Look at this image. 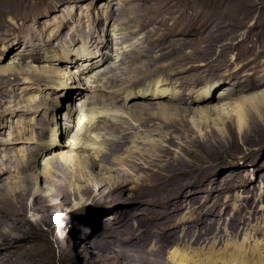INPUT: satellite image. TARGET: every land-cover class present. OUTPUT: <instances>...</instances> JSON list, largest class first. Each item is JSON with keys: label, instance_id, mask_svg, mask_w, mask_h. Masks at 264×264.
Wrapping results in <instances>:
<instances>
[{"label": "rangeland", "instance_id": "1", "mask_svg": "<svg viewBox=\"0 0 264 264\" xmlns=\"http://www.w3.org/2000/svg\"><path fill=\"white\" fill-rule=\"evenodd\" d=\"M2 1L6 2V3L2 4ZM2 1L0 0V18H1L0 21L3 22V24L1 23L2 25L0 24V35H1L0 36V75H3V76H0V79H1V81L3 79H4L3 81L6 80L7 84L0 87V92L4 94L7 91V95L9 97H11V96L12 97H11V99H9V97L6 95V97L2 98V100L0 101V103H1L0 104V110H2V111H0V145H1L0 146V218L3 217L1 219L2 221H4L2 230L5 231V233L0 236V264H114V263H116L114 261H118L120 263H123L121 261L122 260L121 257H117V256H121L118 254L119 252H117V251H119L120 247L123 250L125 249L124 252L126 254H132V252L133 253H134V251L136 252V250L134 249L133 246H135V243L138 244L134 240L133 241L135 243L130 241L129 236H127V235L131 234V235H133V237H135L137 235L138 230L146 227V224L142 220L143 213L137 214V212L134 209L135 204L133 202L138 203L140 194L142 192V190H141L142 186L144 184V181L147 179H143V177L141 176V175H143L141 170L134 171L132 169L131 165L133 162L134 163L138 162L137 161L138 160L137 155L142 153V152H144V153L147 152L150 149L151 144H154L157 142L158 143L163 142V144H166L165 143L166 139L169 136H174V138H176V137L179 138V135L175 132L169 131L164 136L163 130L159 131V134L158 133H156V134L152 133L154 135L149 134L147 132H143V133L139 134L138 136H135L132 138L131 142L129 144H127L126 147L124 148L125 152L122 151L120 153H117L116 155L111 154L108 151V149H107L108 152L106 151L107 147L103 144V140L105 139V137L107 138L108 136L103 134L105 131H104V129H102V125H100L102 123L101 122L102 121L101 116H103V115L104 116L106 115L108 117L112 116L113 119L118 120V117H120L119 115H121V117L119 119H122V117L124 116L125 121L127 120V122H130L134 125L135 120H133L134 119L133 114L138 113L139 109L131 108V103L133 101H131L130 103H129V101H126L125 103L121 102L122 104L120 103V105H118V107H115L117 109L116 110L115 108L108 106V104L100 103L99 100H94V99H96L97 95H104L103 90H101L102 85H103V84L101 85V83H103L102 82L103 78H104L103 75L106 72H109L107 70L103 71L104 68L107 67V69L108 70L110 69V71H111L114 67L121 66V64H123L125 61H130V60L135 61L136 60V55H134L135 51L133 49H131L133 45L136 46L138 43H140L138 48L140 46H145L146 49H143V47H140V51H142L144 53V54L143 53L142 54H143V56L145 55L144 56L145 58L144 57L140 58L141 60H139L140 61L139 63H140V65H143L144 63H146L145 59H150V68H151V66L152 67L154 66L153 68H155V66H157V65H163V64H165L164 61H166V63H168L169 61L171 62L172 61L171 59H173L174 57L172 56L168 60H162L159 57L158 58V59H160L159 61L157 58H153V59H151L150 57L147 58V55L149 54V51L151 50V49H149L151 47L148 46V42L150 40H152V36L147 33L148 30L141 29V30H138V32L136 33L137 34L136 36L133 35L134 37L133 36L131 38L128 37L127 39L123 38L124 36H128V30L129 29L130 30L139 29V23L131 22V24H130V22H127L128 17L136 16V14L130 13V11L127 12L128 11L127 7L129 4H131L132 1H133L132 2V4H133V3H136L137 0H127V1L124 0L125 2L123 0L122 1L121 0H112V3H109V0H95L94 3H82V1H79V0H70L71 2L69 1V3L61 4L56 10H54L51 13H50V11H45V9H44L46 6L45 3L44 4H41V3L37 4L36 3V4H32V5H29V3H27V4L20 3V5H17L18 3H14V6L11 8V3H13L15 0H2ZM114 1H116V3ZM120 1L122 4L120 3ZM225 1L226 0H218L215 3H212V10L211 11L206 10L207 8L205 9L203 7V6H205L203 4V0H200V1H198V0L192 1L191 0L190 3H184V1H183V3H184L183 5H181L182 2L177 3V4H179V6L178 5L175 6V8H176L174 10L175 12L173 11L172 14L177 16L178 14H176V13H183L184 15L191 13L190 16L192 18L195 17V20H196V21L194 20L195 22L190 21L191 25L195 27V30H194V28L192 30H190L192 32V34H190L191 32L189 31L188 35H186L184 38L185 40H181L182 43H185L183 46L185 53L187 52V53L194 54L197 51L203 50V48L205 49L206 45L208 43L207 41L210 39V36L216 32L220 33V34L223 32H227L228 35H232L233 38L240 37V36L244 35V32L246 31L245 25L250 24V22L252 20L247 21L246 24H243V23L239 24L237 22L238 20L235 21L234 19L228 18L227 15H228L230 10L225 11L224 6L227 4H230V3H225ZM236 1H237V3H239L240 7L242 6L241 9L245 8V6L243 4L242 5L240 4V3H242L241 1L240 2H239V0H236ZM141 3H143V2H141ZM144 4H147V3H144ZM155 4L160 5L161 3H155ZM186 4H188V5L184 6ZM240 7H238L236 9V11L231 10L230 13H232V14L229 13L228 16H241L243 13H242ZM109 8L113 9V13L115 15L113 13L111 14V16L108 15L107 10H109ZM182 8H184V9H182ZM190 8H192V9H190ZM213 8H214V10H213ZM6 9H7V11H6ZM1 10H3L4 12ZM198 11L199 12L202 11V12L199 14ZM35 12L41 14V17L33 16V14L34 15L36 14ZM203 12H206L205 14H208L209 17H206L203 14ZM208 12H210V13H208ZM1 15H2V17H1ZM64 15L67 18L71 15L73 16V17L71 16L72 19L69 21L70 23H68L66 25L67 28L65 27V29L61 28L63 21L65 22V20H66V17ZM126 15H128V16H126ZM224 15H226V16H224ZM263 15H264V13L260 16V19L263 17ZM202 17L204 20L202 19ZM109 18H111V19H109ZM223 18H224V20H223ZM26 19H28L29 21H26ZM119 19H121V20H119ZM123 19H125L124 21H126V22H123L122 21ZM88 20L89 21L91 20V22H90L91 25L89 24ZM6 21L8 24L6 23ZM211 21H212V23H211ZM71 22H72V24H71ZM75 22H76V24H75ZM171 22H173V19H167L166 20V23L168 25H171L172 24ZM33 23H34L35 27L33 26ZM213 23H215V24H213ZM5 24L7 25V27H5ZM129 24H130V26H129ZM229 24H231V26H234L236 28L231 27V30H230L229 29L230 27H225L222 29L223 26L229 25ZM131 25H133L134 27L133 26L131 27ZM82 26L85 28L80 30V28H83ZM11 27H13V28H11ZM14 27H15L16 31L14 30ZM18 27H20V28H18ZM23 27L29 28V29L32 28L31 29L32 31L30 33L28 31H24ZM92 27H95V30H94V28H93V30L96 31V35L98 34L97 35L99 37L98 40L101 43H105V44L108 43L107 44L108 48L100 50L102 53H99L98 55L96 54L95 55L96 58L92 60V63L91 62H85V63H88L89 65H87V66L82 65L83 60H81V62L77 61V64L74 67H71L70 64H67L66 62H63V61L62 62L61 61L60 62H55V61L46 62L44 60L46 57H57L56 54L59 53V51H56L58 53H56L54 51V50H57V49H55L56 48L55 45H56L57 41L50 39V35L52 32H53L54 37L57 34L62 35L63 32H64L63 35H65V34L67 35V33L71 34L72 31L74 32V33L72 32L71 35L72 36L74 35V37H75L74 40L77 39L78 41L77 42L74 41L75 42L74 45H66L65 46V50L71 52L70 53L71 55L68 57V59L73 60L75 58L73 56L75 54L74 51L77 53L78 56H80L84 52L83 50L87 49V48H85L86 46L84 44V42H85L84 39L81 40L80 38L83 36V35L81 36L82 33L87 34L88 31L92 30V29H90ZM123 27L126 28V31L124 30ZM127 27H128V29H127ZM120 28H122V30ZM133 28H135V29H133ZM198 28L200 31V33H199L200 35L199 34H193L196 31V29H198ZM226 28H228V29H226ZM8 29H10V30H8ZM19 29H20V32H19ZM98 30H99V33H98ZM262 30L264 32V27H262ZM66 31H67V33H66ZM77 31H79V33ZM81 31H83V32H81ZM202 31H203V33H202ZM213 31H214V33H213ZM15 32H17V33H15ZM54 32H56V33H54ZM49 33H50V35H49ZM124 33H125V35H124ZM204 33H205V36H204ZM13 34H14V38H13ZM18 34H20V35L18 36ZM24 34H26L27 37H25L26 35H24ZM31 34H33V35L36 34V36L38 37L36 40H39V38H41L40 39V41H41L40 45L38 47H36L38 49H41L39 51L40 53L38 54L39 60L38 61L36 60L35 62H33L31 60V55L34 54L33 52H31L32 51L31 45L34 44V42L27 43L28 39H29V41L31 40L30 39ZM145 35H146V37H145ZM193 35L195 38L192 37ZM48 36H49V38H48ZM262 36H260L257 33L249 34V38L246 40L245 44H243L242 46L239 44L237 45V47H238V49H236L237 51L236 50L234 51V49L233 50L228 49V51L226 50L225 52H219V49H215L214 52L210 53V54H212V56L211 55L208 56L209 57L208 60L198 61V65L202 64V65H205V67L203 68V70H201V72L196 73L197 77L191 78V76L195 75V74H191V76L189 77V82H188V79H186V77H187L186 74H182V75L179 74L178 77L177 76L175 77L177 80L173 78V81L174 80L176 81V85L174 84L173 81H172V83L169 82L165 76L160 75V74L157 75V77H159L161 80H163V81L167 80V83L170 85L169 88H172L175 91H179L180 89L184 88L186 85H191V84H192L191 87H193V86L195 87L194 90H198V89L202 90L204 86H206L210 83H216L217 85H219V88H217L216 91H214V94L212 95V97H214V98L211 100L210 105L205 106L202 103L194 104L193 103L194 99H195V95H194L192 97V99L188 102L189 107H191V109H194L196 112H197V110H203L204 111V110L208 109V107L218 106V105L221 106L223 104H224L225 108H227L226 110H224V113L222 114L221 118H218L217 115L208 116V119H206V121L208 123L206 122L207 124H204L203 127L200 126L201 124H203V121L199 120L197 118V116L196 117L193 115L188 116L186 121L188 123V126H191V129H192L191 133L189 134L188 132H183V134H181L182 139H176V143H174L172 145H167L169 147V150L167 151V157L166 158L162 157L160 159V161L158 163H156V164H158V166H161V165H166L167 163H169L171 161V159L179 160L180 157L189 158L188 156L186 157L184 155V152H183L184 142H189V141H196V142L200 141V143H202V142L207 143V141H208V142H210L209 147L212 148L211 149L212 154H215V156H213L210 159L207 152H206V148L202 149V151L200 153H201L203 158L200 160L199 159L195 160V162L193 160L194 169L196 170V172L192 171V174H193V178H194V175H196V178H198V180H196V181L194 180V182H192L190 185L189 184L186 185V183H182V186L183 185H186V186H184L181 189H179L177 184L174 183V185L177 188L176 189L177 190V196H179L180 199L183 197L185 191L191 190V193L193 192V194H194L192 196L194 198L193 200H191L192 197H188V198L186 197L185 199L190 200V202L193 201L192 206L194 208H196L198 205H207L209 207L210 206L213 207L214 206L213 204H215V206L213 207V211L211 212L212 214L210 213V211L206 212V213L194 214L192 209H191L193 207H190L191 204H189L188 207H186V208L184 206L182 208L179 207L182 209V210L180 209L181 211L179 212L180 216H184V214H185L186 220L183 222L180 221V222L176 223V227L170 228V230L174 229L172 231L174 234H172V235L166 234L165 235L166 232L163 234L164 236L168 235L167 239L172 240V242L170 240L168 245L166 246V248L163 249L164 251L166 250L165 253H164V251L161 252V255H163L162 257H165L166 259L168 257V255H166V254H168L170 252L172 253L174 251V250H171V248L172 249L174 248L173 244L177 241L176 238L178 239V235L180 233H181L182 237L179 239L180 241L178 240L177 243H175L174 245H177L178 242L179 243L186 242V244H191L190 242L193 241L191 244L193 247L194 246L196 247L198 245L202 246L199 243V240H201L202 237L207 238L208 236L210 237V236H214V235L217 237H219L221 235V237H222L223 234L226 233L227 228L225 227V223L223 221L228 219V217L232 214L229 210L232 208V206L230 207L229 205L233 204L235 201H237L239 199H246L247 201H253V200L257 199L259 196H264V137H262L256 131L257 133H255V134L258 136V138H256V135H255V139L260 140L259 142H257L258 143L257 145L246 146V145H242L240 143V141L237 140L236 150L232 147V145L228 148L226 145V147L223 149V151L216 150V148L214 146L215 139H216V141H218L219 140L218 137H220V134L223 131L224 132H223V134H221L222 135L221 137L226 135L227 140L229 138V136H228L229 130L233 133L236 131V130H234V127L232 124V122L234 120L236 121L235 111H234L233 107H235V105L238 104L239 102L245 101L248 98L256 97L257 95H260V93L264 94V86H261V87H258V85L253 86V84L256 83V80L260 79L259 80L260 82H261V80L264 81V35H262ZM10 37H12V38H10ZM15 37H17V38H15ZM140 38H143V39H140ZM19 39H21L20 42L23 41L22 43H27L26 46L24 44H21L19 46V48L12 49L15 47V45H14L15 41L17 42ZM128 39L130 40V42ZM195 39L197 40L196 42H195ZM7 40H8V42H7ZM24 40L27 42H25ZM132 40H133V42H132ZM11 41H12V43H11ZM135 41H137V42H135ZM152 41H155V40H152ZM188 41H190V44ZM200 41H203V42H200ZM122 42H123V44H122ZM198 42H200V43H198ZM8 43H10L9 44L10 46H8ZM29 44H31V45H29ZM47 44L49 45L50 48L48 47ZM53 44H55V45H53ZM199 44L201 47L199 46ZM53 46L55 48H52ZM99 46H101V45H99ZM20 47H22V48H20ZM183 47H182V49H183ZM47 48H49L50 50H48ZM80 48H82L83 50L81 49V51H80ZM200 48H202V49L200 50ZM98 49H99V47L96 50H98ZM96 50L95 49H90V50L87 49L85 52H88V51L89 52H91V51L95 52ZM103 50H104V52H103ZM77 51H80V53L78 54ZM144 51L145 52L147 51V52L145 53ZM229 51H231V52H229ZM130 52H132V53H130ZM259 53H261L262 55H258ZM61 54H62V52H61ZM130 54L132 55V57ZM224 54H227V55H224ZM106 56H108L109 58L107 57L108 59H106ZM224 56H226V57H224ZM102 58L103 59L105 58V60H107V61L102 60ZM212 58H214V60ZM217 58H222V59L218 60ZM109 59H110V61H109ZM103 61H104V63H103ZM206 61H207V63H206ZM209 61H211L214 65L212 63H209ZM153 62L155 63V65ZM95 63H97L98 66H96ZM141 63H143V64H141ZM158 63H161V64H158ZM176 63H177V60H174L173 61V64L175 65L174 67L177 68ZM91 64H92V66L90 68ZM19 66H20V68H18ZM109 66H110V68H109ZM10 68H12V69H10ZM85 68H90L91 71L89 69V71H86V73H84L81 76L82 73H80V72H82V70H84ZM8 69H9V72L7 73ZM13 70L15 71V73ZM52 70L55 73H52ZM11 71H13V72H11ZM62 71H63V73H62ZM102 71H103V73H102ZM17 72L21 73V74H18ZM25 72H26V74H24ZM28 72H29V75L31 74V72L32 73L40 72L43 74L44 78L43 79L40 78V80H38L36 78H32V77L29 78ZM58 72H59V74H58ZM68 73H69V75H68ZM203 73H204V75H203ZM100 74H102V75H100ZM7 75L10 77H8ZM17 75H19V76H17ZM24 75H26L27 77ZM4 76L6 78H4ZM198 76H199V78H198ZM2 77H3V79H2ZM25 77H26V79H25ZM60 77H61V79H59ZM98 77H99V79H97ZM46 78H48V79L50 78L49 79L50 81L48 80L49 81L48 82ZM69 78H74V81H73V79H72V81H71V79L68 80ZM194 78L195 79L198 78V79H196L197 81H195ZM256 78H258V79H256ZM55 79L57 80V82ZM41 80H42V82H41ZM182 80H183V83H182ZM184 80L186 82H184ZM36 81H38V82H36ZM180 81H181V83L178 84V82H180ZM248 81H250L249 82V85H251L250 89H252L254 87H256V88H254L252 90L245 88L243 91H240V89H242L240 87H243L245 85V83H247ZM194 82H195V85H194ZM55 84H56V86H55ZM64 84L66 86L65 88H67L68 86H69V88H71L73 86L74 87L78 86V87H82V89H79V91H77L76 89H72V91L70 90L71 91L70 98H69V95H68V97H65L63 95L64 93L61 94V92L59 91L63 87L62 85H64ZM9 85H10V87H9ZM99 85L101 86V88ZM5 86L7 88L8 87L9 88L7 89ZM58 86H60V87H58ZM12 87L14 88V90L12 89ZM15 89H17V90H15ZM10 90H11V92H10ZM8 91L10 94L8 93ZM75 91H77V92L82 91L85 94V95L83 94L84 96H82V98L79 100L80 102L74 98L75 97L74 95L76 93ZM219 91L221 92V95L223 97L219 94ZM11 93H12V95H11ZM49 95H50V97H49ZM93 96H96V97L91 99L90 97H93ZM218 96L221 99H219ZM6 99H7V101H6ZM8 99H9V101H8ZM86 100H88V102ZM89 100L92 102L94 100V103L89 102ZM71 102H73V103L71 104ZM38 103H40V104H38ZM57 104H60V106L56 107ZM100 104H102V105H100ZM71 105H73V106H71ZM103 105L104 106L106 105V106L104 107ZM178 105L174 104L173 106L175 107ZM122 107H125V108H122ZM52 108H56V109L51 110ZM91 108L95 109L97 112H100V114L95 118L98 120L100 119L99 120L100 126L98 125V120H94L91 123V124L94 123L95 126L97 125L99 128L96 131H93V133L90 129L91 124L86 123L82 119L86 113L88 114V112H86V111H88ZM8 110L11 112H9ZM2 112L6 113V114H2ZM125 113L128 114V117L126 116ZM129 113L131 114L132 118L130 117ZM109 114H111V115L109 116ZM113 114H119V115H115L116 118H114L115 116ZM70 115H72V116L70 117ZM112 117H110V118H112ZM232 117H233V119L234 118L235 119L233 120ZM259 119H261V117H259ZM229 121H231V122H229ZM229 124H230V126H229ZM253 124L254 123H252L251 125H253ZM87 126H89V127H87ZM254 126H256V125L254 124ZM65 128H66V131H65ZM214 128H216V129H214ZM44 129L48 130V135L50 133H52V131L54 129L55 133H57V134L55 137H53L54 138L53 139V145L55 146L56 143L59 145L62 143V145H63V147L61 148V151L57 150L55 152H64L65 154H72V153H70L68 147H70V148L76 147L78 144H79L78 146H80L83 142L84 143L88 142L84 138L85 136L80 137L79 136L80 134L81 135L84 134L86 136L91 134V135H95L96 137H98L97 140L99 142V145L98 146L96 145V147H97V149L95 150L96 152L91 151V150H87V149H90L89 147H87L86 150L81 151L78 149L77 153L76 152L75 153H76V155H79L80 159L92 160V166L93 167L90 165L93 168V169L92 168L90 169V172L92 173V177L86 178V183L92 184L91 187L93 188V191H94L93 194L95 193L96 195L101 197L99 203L97 202V200L92 199V197H90L88 199L84 198V197H80L78 199H75L73 197H69L68 200L66 199V201H65V198L63 197V195L57 192L58 189L56 187V184L58 182L56 184L54 182H55V180L59 181V179L51 174L52 170L50 172H47L48 171L47 169L48 168L50 169V166L47 164V160H49L53 156L54 157L59 156V154L54 152L55 154L52 153L53 155L48 154L45 156L43 153V155H42L43 157L41 159L39 157L38 161H36L35 164L32 163L31 161H29L32 154H33L32 149L34 148V145H35L34 142L36 141L37 138L40 137L39 135L41 133L43 134ZM83 129L87 130V131H83ZM77 133H78V135H77ZM217 133H219V134L217 135ZM101 134H103V135H101ZM78 136H79V138H78ZM100 136H102L101 139H100ZM198 136H199V138H197ZM74 137L76 139L80 140L78 144L74 143L75 142ZM205 137H207V138H205ZM201 138H202V140H201ZM217 138H218V140H217ZM81 139H83V140L81 141ZM224 141H226V140H224ZM80 142H82V143H80ZM100 142L103 145H101ZM74 144H76V146H71ZM253 144H256V143H253ZM83 145L84 144H82V146ZM193 150L196 151V149H193ZM104 151L107 154H105V153L102 154V152H104ZM215 151H216V153H215ZM217 151L220 153H218ZM28 155H29V157H28ZM103 155H104V157H103ZM100 156H102V157H100ZM109 156H111L112 158ZM169 157H171V158H169ZM114 158L116 159V161H114L115 160ZM136 158H137V160H136ZM26 159H28V160H26ZM119 159H120V162L118 161ZM169 159H170V161H169ZM103 160L106 161V163ZM100 161H103V162H100ZM96 162L100 163V164H97ZM130 163H131V165H130ZM46 164H47V166H46ZM116 164L119 167H116ZM104 165H105V167H104ZM41 166H42V168H41ZM158 166L156 165L154 167V169L156 170V167H158ZM209 166L211 167V170H210ZM128 167H130V168H128ZM201 167H202V169L206 167L207 168L206 170L207 171L209 170V172H210V173L209 172H206V173L211 175V176L206 175V177H204L203 175H205V174L197 175L199 173V171H200L199 169H201ZM117 168L118 169L120 168L121 170L119 169L120 171H118ZM145 168H147V166H145ZM71 169L75 170V167H70L69 168L70 172L73 171ZM82 169L83 170L85 169L84 171H86V165H85V167H82ZM103 169L104 170L106 169V170L104 171ZM162 169H163V167H162ZM112 170L115 172H112ZM144 170H147V169H144ZM107 171H111L115 175L116 181L118 180L117 183L122 184L121 185L122 189L120 191L121 193H117L114 190V188H115L114 186L116 184V182L114 180L110 179V180H105V182L101 181L102 179H108V177H110V174ZM100 174H101V176H100ZM46 175H49V176H46ZM240 175H244V176H240ZM215 176L219 179L218 182H217V180L214 181L215 179L213 180L212 177H215ZM207 177H209V178H207ZM230 177H231V179H230ZM232 177L237 178V180H232ZM242 178H244L243 180L246 182H244L242 180ZM210 179H211V182L213 181L214 183L213 182L211 183ZM48 180L50 181V183ZM67 180L69 181L68 188L73 189V187H74L73 183H74L75 179L71 178V175H68ZM247 180H248V182H247ZM229 181H230V183H229ZM171 182H173V181L171 180ZM240 183H242V184H240ZM52 184L54 185V189H56V190H53ZM208 184H210L211 186ZM216 184H217V186H216ZM233 184L235 185V187ZM27 185H28V187H27ZM70 185H72V186L70 187ZM218 186H219V188H218ZM230 186L234 187V189L222 190V188H228ZM248 188H250V189H248ZM71 189L69 191H71ZM137 189H138V191L139 190L140 191L139 192L136 191ZM242 189H244L245 191H242ZM52 190L54 191L55 195L50 194V193H53ZM108 191H109V193H108ZM222 191H223V193H222ZM112 193H114V194H112ZM132 194H133V196H132ZM230 194H232V195H230ZM236 194L240 195V196L243 195V196H241L242 198L241 197H235ZM56 195H57V197H56ZM111 195H113L114 198ZM43 196H44V198H43ZM49 196H51V197H49ZM117 196H118V198H117ZM135 196L137 198H135ZM130 197H131V199H130ZM132 197H133V199H132ZM232 197H233V199H232ZM247 197H248V199H247ZM226 198H229V200ZM116 199H118V201ZM123 201H125L126 203ZM42 202L44 205L42 204ZM96 202H97V204H96ZM162 204H163V201L158 206H160ZM218 205L219 206L222 205V206L219 207ZM226 205H227V207H226ZM262 207H264V206H262ZM74 209H75V211H74ZM60 211H63V212L66 211L67 214L69 213V215H68L69 223H67L66 227H64V228H61V229L56 228L57 232H54L55 231L54 226L58 223L56 218H57V215L60 213ZM124 211H127L128 213L124 214ZM132 211L135 213H133ZM4 212H7V213L4 214ZM229 213H231V214H229ZM215 214H217V215H215ZM222 215H223V217H222ZM7 216L9 218H7ZM90 217H94V218H90ZM196 217L198 219H196ZM262 217L264 218V215H262ZM107 218H108V220H107ZM199 218L200 219L201 218H208L209 221L207 222V224L204 223L203 226L202 225L200 226L199 225L200 224ZM216 219H218V220H216ZM219 219L221 221L222 220L223 221L221 222ZM194 221H195V223H194ZM258 223L259 222H257L256 224H258ZM261 223L264 224V219L259 223L260 228H264V225ZM252 224L254 225L255 223H252ZM188 225H190V226H188ZM215 227H216V229H215ZM221 227L222 228L224 227V228L222 229ZM183 229H185V230H183ZM187 230H188V232H187ZM198 230H201V231H198ZM100 232H102V234ZM178 232H180V233L178 234ZM95 234H97V235L95 236ZM98 234H100V235H98ZM112 235H114L116 237H112ZM197 235H199V236H197ZM187 236H189V237H187ZM96 237H97V239H94ZM125 237L128 239H126ZM123 238L125 240H123ZM256 238H257V240L264 242L262 240L264 238H261V237H256ZM111 239H113V240H111ZM105 240H106V242H105ZM108 240L109 241L111 240V242H108ZM126 240H127V242H125ZM122 241H124V242H122ZM85 242H87V243L85 244ZM116 242H119V243H116ZM187 242H189V243H187ZM91 243H93V244H91ZM96 243H99V245H98L99 247L95 246ZM157 243H156V245H157ZM169 244L171 246H169ZM85 245L87 247V250L85 249ZM91 245L92 246L94 245V248H92ZM129 245H131L132 248ZM179 245H181V244H179ZM222 245H223V243L221 242L220 246L218 245L217 248L224 246V245L223 246ZM97 249H99V250L101 249V251H99ZM142 249H144V248H142ZM109 250H110V252H109ZM128 250H129V252H126ZM179 250L185 251V249H183V248H180ZM107 251L109 254L107 253ZM186 252H188L189 256L193 255L192 253H189V251H186ZM114 256L116 257V259Z\"/></svg>", "mask_w": 264, "mask_h": 264}, {"label": "bare ground", "instance_id": "2", "mask_svg": "<svg viewBox=\"0 0 264 264\" xmlns=\"http://www.w3.org/2000/svg\"><path fill=\"white\" fill-rule=\"evenodd\" d=\"M2 1V0H1ZM70 0H15L13 3H11V8L14 6V3H18L17 5H20V3L22 4H27L29 3V5L32 4H46L45 6V11H50L53 12L54 10H56L61 4L63 3H69ZM82 1V3H94L95 0H79ZM122 1V0H121ZM120 1V3H121ZM124 1V0H123ZM127 1V0H125ZM124 1V2H125ZM190 3L191 0H137L136 3L131 2V4L128 5L127 7V12L130 11V13L136 14V16L133 17H128L127 18V22H134V23H139V29H135V30H128V36H124V39H127L128 37H132L133 35H137L136 33L138 32V30L144 29V30H148L147 33L150 34L152 36V41L150 40L148 42V46L151 47L149 49H151L149 51V54L147 55V58L150 57L151 59L153 58H161L162 60H168L170 57H174L173 59H171L172 61L163 64V65H157L155 66V68H153L151 66L150 68V59H145L146 63H141L143 65H140V58L144 57L143 56V52L140 51V47H143V49H146L145 46H140L138 48V46L140 45V43H138L136 46L133 45L131 49H133L135 52L134 55H136V60H130V61H125L123 64H121V66L118 67H114L111 71L110 69L108 70L107 67L104 68L103 71L107 70L109 72H106L103 76V83H101L102 85V89L104 95H97L90 97L91 99L96 97V99L94 100H99L100 103H106L108 104V106H111L112 108L118 107V105H120L121 102L125 103L126 101H129V103L131 101H133L131 103V108H135V109H139L138 113L133 114V120H135V124L133 125L130 122H127V120H124V116L122 117V119H119L121 117V115L119 114H113L115 115H119L120 117H118V120L113 119L112 116H110L111 114H109L110 117L108 116H101L102 119V123L100 124V119H95L100 112H97L95 109H89L88 114L86 113L83 116V120L88 123L91 124L94 120H98V125H102V129H104V133L106 136H108L107 138L105 137V139L103 140V144L107 147L106 151L108 149V151L111 154H117L120 152H125L124 148L126 147L127 144H129L132 140L133 137L138 136L139 134L143 133V132H147L149 134L152 133H158L159 131L163 130L164 132V136L169 132H175L179 135V138H174V136H169L166 139V144L162 143H154L150 145V149L147 152H142L140 154L137 155L136 160L138 161L137 163H130L132 169L134 171L137 170H141L143 175H141L143 177V179H147L144 181V184L142 186V192L140 194L138 203H135L134 209L137 212V214L139 213H143V217L142 220L143 222L146 224L145 228H142L140 230L137 231V235L135 237H133V235L128 234L127 236H129L130 241L134 242L136 241L138 244H136L135 242V246L134 249L136 250V252L134 251V253L132 252V254H126L124 252V250L120 247L118 254L121 256H117V257H121V261L123 263H120L118 261H114L116 263L114 264H264V242H261L259 240H257L256 237H261L264 238V228H260L259 223L264 219L262 217V215H264V196H259L257 199L253 200V201H247L246 199H239L237 201H235L233 204L229 205L230 207L232 206L229 213L231 214L228 219L226 220H222L225 223V227L227 228L226 233H222L223 236L221 237V235L219 237L217 236H208L207 238H203L201 240H199V243L202 246H192V242H190L191 244H186V242L184 243H179L177 245H174L175 243H177V241L182 237L181 233L178 232V239L176 238V242L173 244V249L171 248V250H174L172 253H168L166 255H168L167 259L165 257H162L163 255H161V252L164 251L163 249L166 248V246L168 245L169 241L171 239H167V236H164L163 234H174L172 231L174 229L170 228H174L176 227V223L178 222H183L186 220V215L184 214V216H180L179 212L182 210L181 208L184 206L185 208L188 207L189 204H191L190 207H193V201L190 202V200H186L185 198L187 197H192L194 194L193 192L191 193V190L189 191H185L183 197L180 199L179 196H177V188L174 185L177 184V186L179 187V189L183 188L186 185H190L192 182H194V180H198V178H196V175H194L193 178V174L192 171L196 170L194 169V162L195 160H200L202 159V155H201V151L202 149L206 148V152L209 156V158L211 159L213 156H215V154H212V148L209 147L210 142L207 141V143H200L196 142V141H189V142H184V147H183V152L184 155L189 158H184V157H180L179 160L176 159H169V163H167L166 165H161L158 166V163L160 161V159L162 157L166 158L167 157V151L169 150V147L167 145H172L174 143H176V139H182L181 134H183V132H188L189 134L191 133V126H188V123L186 121L187 117L190 115L193 116H197V118L201 121H203V124H201L200 126H204V124H207L208 122L206 121V119H208V116L210 115H217L218 118L222 117V114L224 113V110H226L227 108H225L224 104L221 106H211L208 107V109L206 110H197V112L194 109H191V107H189L188 102L192 99V97L195 95V99H194V104L197 103H202L205 106H208L211 104V100L214 98L212 97V95L214 94V91H216L217 88H219V85H217L216 83H210L206 86L203 87L202 90H194V86L191 85H186L184 88L180 89L179 91H175L172 88H169V84L167 83V80L169 82L172 83L173 78L176 79L175 77L179 74H186V79H188L189 82V77L191 76V74H195L201 72V70H203V68L205 67V65L199 64L198 65V61H203V60H208V56L212 54V52H214L215 49H219V52H225L226 50L228 51V49L233 50L234 51L236 49H238L237 45H243L246 43V40L249 38V34H254L257 33L260 36L264 35V32L262 30V27H264V15L263 17L260 19V16L264 13V0H239V2L241 1L242 3H240L241 5L243 4L245 6V8L241 9L239 3H237L236 0H226L225 3H230L224 6V10L225 11H229V13L231 12V10H235L240 7L241 11H242V15L241 16H228V18L230 19H234L235 21L238 20L237 22L246 24L247 21L252 20L250 22V24H246V31L244 32V35L240 36V37H235L233 38L232 35H228L227 32H223V33H213L210 36V39L207 41V45L206 48L203 50H201L202 48H200L201 51H197L196 53L192 54V53H185L184 51V44L182 43L181 40H185V36L188 35V32L190 30H192L195 27L191 25L190 21L195 22V17L192 18L190 16V14H183V13H176L178 14L177 16H175L174 14H172V12L176 9L175 6H179V4L177 3H181V5H183L184 3ZM193 1V0H192ZM200 1V0H198ZM218 0H203V4L205 6H203L206 10H212V3H215ZM71 2V1H70ZM116 3V1H114ZM135 2V1H134ZM143 2V3H141ZM6 3L2 1V4ZM109 3H112V0H109ZM119 3V2H118ZM147 3V4H144ZM149 3V4H148ZM155 3H161L160 5H157ZM1 4V5H2ZM122 4V3H121ZM16 5V6H17ZM120 5V4H119ZM188 4L184 5L187 6ZM191 5V4H190ZM197 5V4H196ZM199 5V4H198ZM215 5V4H214ZM239 5V6H238ZM110 6V5H109ZM121 6V5H120ZM2 7V6H1ZM4 7V6H3ZM125 7V6H124ZM192 7V6H191ZM126 8V7H125ZM180 8V7H179ZM178 8V9H179ZM3 9V8H2ZM184 9V8H182ZM186 9V8H185ZM192 9V8H190ZM239 9V10H240ZM59 10V9H58ZM64 10V9H63ZM125 10V9H124ZM202 10V9H201ZM214 10V8H213ZM238 10V11H239ZM3 11V10H1ZM7 11V9H6ZM108 15L111 16V14L113 13V9L109 8V10H107ZM187 11V10H186ZM203 11V10H202ZM201 11V12H202ZM4 12V11H3ZM44 12V11H43ZM68 12V11H67ZM175 12V11H174ZM178 12V11H177ZM201 12L198 11V13L200 14ZM213 12V11H212ZM8 13V12H7ZM36 13V12H35ZM66 13V12H65ZM188 13V12H187ZM194 13V12H193ZM197 13V12H196ZM206 12H203V14L206 17H209L208 14H205ZM210 13V12H208ZM2 14V13H1ZM67 14V13H66ZM65 14V15H66ZM70 14V13H69ZM114 14V13H113ZM122 14V13H121ZM198 14V15H199ZM232 14V13H230ZM21 15V14H20ZM64 15V16H65ZM96 15V14H95ZM115 15V14H114ZM117 15V14H116ZM119 15V14H118ZM203 15V16H204ZM19 16V15H18ZM33 16L36 17H41V14L36 13L35 15L33 14ZM72 16V15H71ZM69 16L68 18L66 17L65 22L63 21V24L61 25V28L66 27V25L68 23H70L69 21L72 19V17ZM128 16V15H126ZM132 16V15H131ZM226 16V15H224ZM2 17V15H1ZM198 17V16H197ZM196 17V18H197ZM201 17V16H200ZM212 17V16H211ZM1 19V18H0ZM65 19V18H64ZM84 19V18H83ZM98 19V18H97ZM111 19V18H109ZM167 19H173V22H171V25H168L166 23ZM203 19V17H202ZM217 19V18H216ZM215 19V20H216ZM96 20V19H95ZM117 20V19H116ZM115 20V21H116ZM121 20V19H119ZM125 19H123V22ZM195 20V21H194ZM204 20V19H203ZM224 20V18H223ZM26 21H29L28 19H26ZM25 21V22H26ZM86 21V20H85ZM222 21V20H221ZM38 22V21H37ZM36 22V23H37ZM78 22V21H77ZM89 24L91 22V20L89 21ZM94 22V21H93ZM198 22V21H197ZM215 22V21H214ZM3 24L2 21H0V24ZM7 23V21H6ZM24 23V22H23ZM27 23V22H26ZM32 23V22H31ZM203 23V22H202ZM212 23V21H211ZM223 23V22H222ZM1 24V25H2ZM8 24V23H7ZM72 24V22H71ZM70 24V25H71ZM76 24V22H75ZM80 24V23H79ZM88 24V25H89ZM95 24V23H94ZM121 24V23H120ZM129 24V26H130ZM215 24V23H213ZM217 24V23H216ZM219 24V23H218ZM10 25V24H9ZM82 25V24H81ZM80 25V26H81ZM91 25V24H90ZM98 25V24H97ZM124 25V24H123ZM136 25V24H135ZM196 25V24H195ZM202 25V24H201ZM206 25V24H205ZM30 26V25H29ZM34 26V23H33ZM32 26V27H33ZM79 26V25H78ZM77 26V27H78ZM86 26V25H85ZM127 26V25H126ZM128 26V27H129ZM133 25H131L132 27ZM137 26V25H136ZM5 27H7V25L5 24ZM9 27V26H8ZM28 27V26H27ZM35 27V26H34ZM83 27V26H82ZM90 27V26H89ZM100 27V26H99ZM127 27V29H128ZM134 27V26H133ZM197 27V26H196ZM201 27V26H200ZM214 27V26H213ZM230 27L229 29L231 30V24L229 25H225L222 27ZM13 28V27H11ZM20 28V27H18ZM17 28V29H18ZM22 28V27H21ZM67 28V27H66ZM74 28V27H73ZM80 28L81 29H84ZM88 28V27H87ZM95 27H92L90 29V31L87 32V34H81L80 39H84V44H85V48L87 49H97L99 47L98 50H96L95 52H85L87 49H81L84 51L82 53V55L78 56L77 53L74 51V59L70 60L68 59V57L71 55L69 51L65 50V46L66 45H74L75 42H77L78 40H74V35L72 36V32L71 34L67 33V35H59V34H55L56 36L54 37L53 32L49 33L50 35V39L51 40H55L57 41L56 48L53 46L52 48H55L59 51L56 52L58 54L57 57H46L44 60L46 62H66L67 64H70L71 67H74L77 64V61L81 62V60H83L82 65H89L88 63L85 62H91L92 60L95 59V55L102 53L100 50L102 49H106L107 44L105 43H101L98 40V34L96 35V31ZM124 30L126 31V28L123 27ZM137 28V27H136ZM203 28V27H202ZM236 28V27H234ZM6 29V28H5ZM32 28H25L23 27L24 31H28L29 33L32 31ZM38 29V28H37ZM55 29V28H54ZM71 29V28H70ZM78 29V28H77ZM101 29V28H100ZM122 30V28H120ZM221 29V30H222ZM228 29V28H226ZM238 29V28H237ZM7 30V29H6ZM10 30V29H8ZM15 30V27H14ZM36 30V29H35ZM87 30V29H86ZM120 30V31H121ZM205 30V29H204ZM210 30V29H209ZM213 30V29H212ZM16 31V30H15ZM39 31V30H38ZM57 31V30H56ZM75 31V30H74ZM242 31V30H241ZM9 32V31H8ZM11 32V31H10ZM13 32V31H12ZM18 32V31H17ZM15 32V33H17ZM20 32V29H19ZM18 32V33H19ZM34 32V31H33ZM40 32V31H39ZM45 32V31H44ZM79 33V31H77ZM83 32V31H81ZM140 32V31H139ZM191 32V31H190ZM222 32V31H221ZM7 33V32H6ZM35 33V32H34ZM56 33V32H54ZM58 33V32H57ZM74 33V32H73ZM77 33V34H78ZM86 33V32H85ZM99 33V30H98ZM122 33V32H121ZM199 28L196 29V31L193 34H199ZM203 33V31H202ZM238 33V32H237ZM2 34V33H1ZM40 34V33H39ZM76 34V35H77ZM192 34V32L190 33ZM208 34V33H207ZM7 35V34H6ZM20 34H18L19 36ZM23 35V34H22ZM26 35V34H24ZM79 35V34H78ZM125 35V33H124ZM139 35V34H138ZM200 35V34H199ZM1 36V35H0ZM17 36V35H16ZM44 36V35H43ZM148 36V35H147ZM205 36V33H204ZM27 37V35L25 36ZM42 37V36H41ZM77 37V36H76ZM79 37V36H78ZM134 37V36H133ZM146 37V35H145ZM188 37V36H187ZM194 37V35L192 36ZM263 37V36H262ZM7 38V37H6ZM12 38V37H10ZM13 38H14V34H13ZM17 38V37H15ZM29 38V37H28ZM38 37L33 34H31L30 36V41L29 39L25 42L30 43V42H34V44H29L31 45V52H33L34 54L31 55V60L33 62H35L36 60H39V51L41 49H38L36 47H38L40 45V39L36 40ZM49 38V36H48ZM149 38V37H148ZM151 38V37H150ZM182 38V39H181ZM195 38V37H194ZM199 38V37H198ZM197 38V39H198ZM202 38V37H201ZM5 39V38H4ZM3 39V40H4ZM109 39V38H108ZM143 39V38H140ZM111 40V39H110ZM129 40V39H128ZM147 40V39H146ZM194 40V39H193ZM192 40V41H193ZM6 41V40H5ZM10 41V40H9ZM21 39H19L17 42L15 41V48H19V46L21 44H24L26 46L27 43H22L20 42ZM75 41V42H74ZM107 41V40H106ZM127 41V40H126ZM141 41V40H140ZM143 41V40H142ZM197 40L195 39V42ZM8 42V40H7ZM43 42V41H42ZM121 42V41H120ZM130 42V40H129ZM133 42V40H132ZM137 42V41H135ZM146 42V41H145ZM186 42V41H185ZM190 44V41H188ZM203 42V41H200ZM198 42V43H200ZM12 43V41H11ZM50 43V42H49ZM111 43V42H110ZM197 43V44H198ZM10 43H8V46ZM37 44V45H36ZM52 44V43H51ZM77 44V43H76ZM123 44V42H122ZM136 44V43H135ZM145 44V43H144ZM194 44V43H193ZM202 44V43H201ZM42 45V44H41ZM48 45V44H47ZM101 45V46H99ZM6 46V45H5ZM113 46V45H112ZM200 46V44H199ZM49 47V45H48ZM183 47V49H182ZM195 47V46H194ZM201 47V46H200ZM22 48V47H20ZM40 48V47H39ZM50 48V47H49ZM49 48H47L48 50H50ZM51 48V49H52ZM5 49V48H4ZM142 49V50H143ZM194 49V48H193ZM196 49V48H195ZM6 50V49H5ZM43 50V49H42ZM77 50V49H76ZM199 50V49H198ZM80 51H77L78 54L80 53ZM184 51V52H183ZM237 51V50H236ZM52 52V51H51ZM62 52V54H61ZM104 52V50H103ZM133 52V51H132ZM130 52V53H132ZM145 52V51H144ZM147 52V51H146ZM145 52V53H146ZM231 52V51H229ZM233 52V51H232ZM143 53V54H142ZM219 54V53H218ZM222 54V53H221ZM229 54V53H228ZM131 55V54H130ZM220 55V54H219ZM227 55V54H224ZM258 55H262L261 53H259ZM104 56V55H103ZM112 56V55H111ZM214 56V55H213ZM223 56V55H222ZM108 56H106V59ZM130 57V56H129ZM128 57V58H129ZM132 57V55H131ZM220 57V56H219ZM226 57V56H224ZM145 58V57H144ZM214 60V58H212ZM222 59V58H217ZM102 60H105V58ZM144 60V61H145ZM160 59H158L159 61ZM177 60V68L174 67L175 65L173 64V61ZM42 61V60H41ZM103 61V63H104ZM110 61V59H109ZM143 61V60H142ZM153 61V60H152ZM155 61V60H154ZM215 62V61H214ZM217 62V61H216ZM101 63V62H100ZM154 63V62H153ZM162 63V62H161ZM158 63V64H161ZM207 63V61H206ZM209 63H212L211 61H209ZM102 64V63H101ZM205 64V63H204ZM213 64V63H212ZM81 65V66H82ZM94 65V64H93ZM96 66L97 63H95ZM94 65V66H95ZM155 65V63H154ZM214 65V64H213ZM92 64L90 65L91 68ZM93 66V67H94ZM17 67V66H16ZM69 67V66H68ZM20 68V66L18 67ZM90 68H85L84 70H82L81 76L86 73V71H89ZM97 68V67H96ZM110 68V66H109ZM12 69V68H10ZM16 69V68H15ZM22 69V68H21ZM242 69V68H241ZM14 71V70H13ZM11 71V72H13ZM45 71V70H44ZM48 71V70H47ZM91 71V69H90ZM102 71V73H103ZM9 72V69L7 70V73ZM22 72V71H21ZM61 72V71H60ZM192 72V73H191ZM15 73V71H14ZM18 73V72H17ZM44 73V72H43ZM46 73V72H45ZM52 73L53 72L52 70ZM63 73V71H62ZM11 74V73H10ZM21 74V73H18ZM23 74V73H22ZM26 74V72L24 73ZM57 74V73H56ZM59 74V72H58ZM163 75L167 78V80L163 81L161 80L159 77H157V75ZM29 75V72H28ZM69 75V73H68ZM79 75V74H78ZM102 75V74H100ZM99 75V76H100ZM191 76V78L193 77H197V75L195 76ZM204 75V73H203ZM3 76V75H0ZM8 76V75H7ZM19 76V75H17ZM26 76V75H24ZM60 76V75H59ZM80 76V77H81ZM102 76V77H103ZM10 77V76H8ZM7 77V78H8ZM27 77V76H26ZM25 77V79H26ZM29 78H36L38 80H40V78H44L43 74L38 72V73H32L28 76ZM101 77V76H100ZM181 77V76H180ZM4 78H6L4 76ZM31 78V79H32ZM183 78V77H182ZM199 78V76H198ZM196 78V79H198ZM3 79V77H2ZM17 79V78H16ZM22 79V78H21ZM47 81L50 79L46 78ZM52 79V78H51ZM61 79V77L59 78ZM74 81V78H69L68 80ZM77 79V78H76ZM96 79V78H95ZM99 79V77L97 78ZM195 78L194 80L197 81ZM201 79V78H200ZM258 79V78H256ZM4 80V79H3ZM1 81L0 79V87L7 84V81ZM56 80V79H55ZM63 80V79H62ZM177 80V79H176ZM179 80V79H178ZM260 80V79H259ZM259 80H256V83L253 84V86L258 85V87L264 86V81L261 80V82ZM10 81V80H9ZM20 81V80H19ZM18 81V82H19ZM24 81V80H23ZM46 81V80H45ZM50 81V80H49ZM48 81V82H49ZM67 81V80H66ZM65 81V82H66ZM101 81V80H100ZM99 81V82H100ZM192 81V80H191ZM38 82V81H36ZM42 82V80H41ZM57 82V80H56ZM174 84L176 85V81H173ZM184 82H186L184 80ZM248 81L247 83H245V85L243 87H240L242 89H240V91H243L245 88L246 89H250ZM181 83L178 82V84ZM183 83V80H182ZM17 84V83H16ZM19 84V83H18ZM52 84V83H51ZM69 84V83H68ZM67 84V85H68ZM53 85V84H52ZM195 85V82H194ZM198 85V84H197ZM56 86V84H55ZM63 87L59 90L62 93H64L63 95L65 97L70 98V93L72 91V89H76L77 91H79V89H82V87H78V86H73L71 88H69V86L67 88H65V84L62 85ZM100 86V85H99ZM98 86V87H99ZM181 86V85H180ZM252 86V87H253ZM6 87V86H5ZM10 87V85H9ZM8 87V88H9ZM60 87V86H58ZM183 87V86H182ZM251 87V88H252ZM7 88V87H6ZM5 88V89H6ZM7 88V89H8ZM101 88V86H100ZM181 88V87H180ZM256 88V87H254ZM252 88V89H254ZM11 89V88H10ZM12 89L14 90V88L12 87ZM53 89V88H52ZM69 89V90H68ZM250 89V90H252ZM17 90V89H15ZM67 90V91H66ZM71 90V91H70ZM100 90V89H99ZM75 91V99H77L78 101L82 98V96H84L85 94L80 91L77 92ZM11 92V90H10ZM102 92V91H101ZM9 93V91H8ZM10 94V93H9ZM84 94V95H83ZM219 94L221 95V92L219 91ZM7 95V91L3 94L0 92V101L2 100V98L6 97ZM12 95V93H11ZM10 95V96H11ZM51 95V94H50ZM49 95V97H50ZM8 96V95H7ZM47 96V95H46ZM92 96V95H91ZM222 96V95H221ZM251 96V95H250ZM9 97V96H8ZM12 97V96H11ZM11 97H9V99H11ZM48 97V96H47ZM223 97V96H222ZM219 98V96H218ZM217 98V99H218ZM8 99V101H9ZM13 99V98H12ZM44 99V98H43ZM51 99V98H50ZM88 99V98H87ZM221 99V98H219ZM76 100V101H77ZM93 102L89 100V102ZM245 100V99H244ZM7 101V99H6ZM46 101V100H45ZM88 102V100H86ZM39 102V101H38ZM80 102V101H79ZM78 102V103H79ZM98 102V101H97ZM5 103V102H4ZM73 102H71L72 104ZM91 103V104H92ZM99 103V102H98ZM191 103V102H190ZM1 104V103H0ZM31 104V103H30ZM40 104V103H38ZM75 104V103H74ZM90 104V103H89ZM122 104V103H121ZM174 104L178 105V106H173ZM220 104V103H219ZM5 105V104H4ZM3 105V106H4ZM28 105V104H27ZM95 105V104H94ZM99 105V104H98ZM102 105V104H100ZM60 104H57L56 107H59ZM62 106V105H61ZM73 106V105H71ZM104 106V105H103ZM106 106V105H105ZM104 106V107H105ZM199 106V105H198ZM197 106V107H198ZM227 106V105H226ZM234 106V105H233ZM14 107V106H13ZM33 107V106H32ZM36 107V106H35ZM89 107V106H88ZM196 107V108H197ZM2 108V107H1ZM79 108V107H78ZM125 108V107H122ZM234 111H235V118L236 121L232 120V124L234 127V130H236L234 133L231 132L229 130L228 133V140L226 135L221 137L223 134V132L220 134L219 140L217 138L218 141H216L215 139V143L214 146L216 148V150H221L223 151V149L226 147L227 148L230 147L232 145V147L236 150L237 147V140L240 141V143L242 145H246V146H250V145H257L260 140H256L255 139V133H259L262 137H264V94L260 93V95H257L256 97H252V98H248L245 101H241L238 104L235 105ZM46 109V108H45ZM56 108H52L51 110H54ZM58 109V108H57ZM75 109V108H74ZM86 109V108H85ZM98 109V108H97ZM116 109V108H115ZM134 109V110H135ZM13 110V109H12ZM78 110V109H77ZM117 110V109H116ZM123 110V109H122ZM2 111V110H0ZM4 111V110H3ZM9 111V110H8ZM7 111V112H8ZM16 111V110H15ZM19 111V110H18ZM11 112V111H9ZM13 112V111H12ZM72 112V111H71ZM78 112V111H77ZM108 112V111H107ZM230 112V111H229ZM14 113V112H13ZM2 114H6L4 112H2ZM1 114V115H2ZM8 114V113H7ZM12 114V113H11ZM69 114V113H68ZM71 114V113H70ZM102 114V113H101ZM108 114V113H107ZM126 114V113H125ZM130 117L132 118L131 114L129 113ZM50 116V115H49ZM72 115H70L71 117ZM126 116L128 117V114H126ZM125 116V117H126ZM55 117V116H54ZM69 117V116H68ZM108 117V118H107ZM228 117V116H227ZM230 117V116H229ZM259 117H261V119H259ZM116 118V116L114 117ZM69 119V118H68ZM126 119V118H125ZM128 119V118H127ZM211 119V118H210ZM217 119V118H216ZM3 120V119H2ZM82 120V121H83ZM228 120V119H227ZM53 121V120H52ZM129 121V120H128ZM50 122V121H49ZM71 122V121H70ZM97 122V121H96ZM95 122V123H96ZM207 122V123H206ZM231 122V121H229ZM228 122V123H229ZM77 123V122H76ZM83 123V122H82ZM202 123V122H201ZM252 123H254L256 126L251 125ZM81 124V123H80ZM94 124V123H93ZM91 124L90 129L93 133V131H96L98 128V126L95 124L93 125ZM3 125V124H2ZM55 125V124H54ZM99 125V126H100ZM82 126V125H81ZM230 126V124H229ZM89 127V126H87ZM68 128V127H67ZM80 128V127H79ZM84 128V127H83ZM101 128V127H100ZM220 128V127H219ZM48 129V128H47ZM85 129V128H84ZM83 131H87L84 130ZM182 129V130H181ZM216 129V128H214ZM231 129V128H230ZM38 130V129H37ZM79 130V129H78ZM101 130V129H100ZM66 131V128H65ZM69 131V130H68ZM74 131V130H73ZM90 131V132H91ZM99 131V130H98ZM103 131V130H102ZM194 131V130H193ZM215 131V130H214ZM257 131V132H256ZM75 132V131H74ZM78 132V131H77ZM210 132V131H209ZM84 133V132H83ZM216 133V132H215ZM54 134V135H53ZM57 133H55L54 129L52 131V133H50L48 135V130L44 129L43 134L41 133L39 136V138L36 139V141L34 142V148L33 150V154L30 158L29 161H31L32 163L35 164L36 161H38V158L40 157V159L43 157V153L44 155H51L52 153H54L57 150L61 151V148L63 147L62 143L59 145L56 143V145H53V137L56 136ZM67 134V133H66ZM101 134V135H103ZM208 134V133H207ZM219 133H217L218 135ZM227 134V133H226ZM78 135V133H77ZM76 135V136H77ZM98 135V134H97ZM154 135V134H152ZM75 136V137H76ZM80 137H84L88 142L87 143H82L84 144L82 146V144L80 146H78L79 144V139H76L75 137V142L76 144H78L76 146V144L71 145V146H76V147H68L70 153L72 154H65L64 152H55L57 154H59V156L56 157H51L49 160H47V164L50 166V169L48 168L47 172H50L51 170V174L54 175L56 178L59 179V181L55 180V184L56 187L58 189V193L62 194L63 197L68 200L69 197H73L75 199H78L80 197H84V198H90L92 197V199L97 200V202L99 203L100 201V196L96 195L95 193L93 194V188L91 187L92 184H88L86 183V178L92 177V173L90 172V169L93 167L92 166V160H84V159H80L79 155H76L77 150H86L87 147H89L90 149L87 150H91V151H95L97 149L96 145H99L98 142V137H96L95 135H91L89 134L88 136L84 135V134H80ZM78 136V138H79ZM213 136V135H212ZM102 136H100L101 139ZM217 137V136H216ZM13 138V137H12ZM199 138V136L197 137ZM203 138V137H202ZM201 138V140H202ZM207 138V137H205ZM256 138H258V136L256 135ZM261 138V137H260ZM204 139V138H203ZM212 139V138H211ZM214 139V138H213ZM83 139H81L82 141ZM197 140V139H196ZM226 140V141H224ZM102 141V140H101ZM212 141V140H211ZM256 143V144H253ZM15 144V143H14ZM68 144V143H67ZM101 145H103L100 142ZM69 145V144H68ZM1 146V145H0ZM54 146V147H53ZM66 146V145H65ZM53 147V148H52ZM210 149H209V148ZM4 148V147H3ZM10 148V147H9ZM104 148V147H103ZM226 148V149H227ZM193 149H196V151H194ZM231 149V148H230ZM127 150V149H126ZM107 151V152H108ZM230 151V150H229ZM76 152V153H75ZM79 152V151H78ZM96 152V151H95ZM218 152V151H217ZM54 153V154H55ZM68 153V152H67ZM107 154L105 151L102 152V154ZM216 153V151H215ZM220 153V152H218ZM132 154V153H131ZM53 155V154H52ZM109 155V154H108ZM217 155V154H216ZM112 156V155H111ZM109 156V157H111ZM114 156V155H113ZM29 157V155H28ZM102 157V156H100ZM104 157V155H103ZM115 157V156H114ZM27 158V157H26ZM112 158V157H111ZM171 158V157H169ZM39 159V160H40ZM48 159V158H47ZM92 159V158H91ZM115 159V158H114ZM192 161H191V160ZM28 160V159H26ZM102 160V159H101ZM107 160V159H106ZM135 160V159H134ZM194 160V162H193ZM44 161V160H43ZM104 161V160H103ZM100 161V162H103ZM116 161V159L114 160ZM120 162V159L118 160ZM211 161V160H210ZM27 162V161H26ZM106 163V161H104ZM201 162V161H200ZM207 162V161H206ZM209 162V161H208ZM42 163V162H41ZM97 163V162H96ZM111 163V162H110ZM23 164V163H22ZM37 164V163H36ZM43 164V163H42ZM41 164V165H42ZM46 164V166H47ZM100 164V163H97ZM108 164V163H107ZM129 164V163H128ZM201 164V163H200ZM203 164V163H202ZM205 164V163H204ZM71 165V166H70ZM86 165V171H84L82 169V167H85ZM92 167H91V166ZM112 165V164H111ZM127 165V164H126ZM156 170L154 169L155 166ZM160 165V164H159ZM261 165V164H260ZM96 166V165H95ZM108 166V165H107ZM145 166H147V168H145ZM207 166V165H206ZM25 167V166H24ZM70 167H75L72 172L69 171ZM105 167V165H104ZM109 167V166H108ZM116 167L117 166L116 164ZM121 167V166H120ZM163 167V169H162ZM42 168V166H41ZM130 168V167H128ZM150 168V169H149ZM210 170L211 167L209 166ZM93 169V168H92ZM102 169V168H101ZM109 169V168H108ZM118 169V168H117ZM116 169V170H117ZM120 169V168H119ZM118 169V171H120ZM147 169V170H144ZM207 168H203L201 167V169H199V173L197 175L200 174H205L203 175L204 177L207 176H211L209 174H207L206 172H209V170H206ZM104 170V169H103ZM106 170V169H105ZM104 170V171H105ZM114 170V169H113ZM112 172H115L113 171ZM35 171V170H34ZM165 171V172H164ZM95 172V171H94ZM110 174V177H108V179H102L101 181L105 182V180H114L116 182L115 184V188L114 190L117 193H121V189H122V184L117 183L116 181V177L115 175L111 172V171H107ZM129 172V171H128ZM132 173V172H131ZM210 173V172H209ZM196 174V173H195ZM71 175V178H74L75 181L73 183V189H71V191H69L70 189L68 188L69 186V181L67 180V176ZM132 175V174H131ZM213 175V174H212ZM262 175V174H261ZM49 176V175H46ZM101 176V174H100ZM240 176H244V175H240ZM28 177V176H27ZM33 177V176H32ZM203 177V178H204ZM238 177V176H237ZM98 178V177H97ZM209 178V177H207ZM206 178V179H207ZM214 181L217 180V182L219 181V179L215 176L212 177ZM239 178V177H238ZM49 179V178H48ZM231 179V177H230ZM244 178H242L243 180ZM247 179V178H246ZM50 180V179H49ZM48 180V181H49ZM52 180V179H51ZM70 180V179H69ZM73 180V179H72ZM90 180V179H89ZM96 180V179H95ZM171 180L173 182H171ZM201 180V179H200ZM199 180V181H200ZM209 180V179H208ZM232 180H237V178H233ZM54 181V180H53ZM244 181V180H243ZM107 182V181H106ZM211 182V179H210ZM213 182V181H212ZM211 182V183H212ZM216 182V183H217ZM246 182V181H244ZM248 182V180H247ZM261 182V181H260ZM17 183V182H16ZM29 183V182H28ZM50 183V181H49ZM53 183V182H52ZM182 183H186V185L182 186ZM209 183V182H208ZM214 183V182H213ZM230 183V181H229ZM236 183V182H235ZM141 184V183H140ZM220 184V183H219ZM238 184V183H237ZM242 184V183H240ZM210 185V184H208ZM228 185V184H227ZM234 185V184H233ZM5 186V185H4ZM16 186V185H15ZM24 186V185H23ZM53 186V190L54 189V185ZM72 185H70L71 187ZM195 186V185H194ZM211 186V185H210ZM214 186V185H213ZM217 186V184H216ZM223 186V185H222ZM226 186V185H225ZM239 186V185H238ZM28 187V185H27ZM193 187V186H192ZM196 187V186H195ZM221 187V186H220ZM235 187V185H234ZM234 187L230 186L228 188H222V190H227V189H234ZM52 188V187H51ZM134 188V187H133ZM216 188V187H215ZM219 188V186H218ZM217 188V189H218ZM252 188V187H251ZM100 189V188H99ZM250 189V188H248ZM47 190V189H46ZM52 190L53 193L50 194H54V191ZM247 190V189H246ZM252 190V189H251ZM96 191V190H95ZM103 191V190H102ZM138 191V189L136 190ZM140 191V190H139ZM138 191V192H139ZM237 191V190H236ZM242 191H245L244 189H242ZM250 191V190H249ZM28 192V191H27ZM99 192V191H98ZM22 193V192H21ZM109 193V191H108ZM107 193V194H108ZM128 193V192H127ZM223 193V191H222ZM233 193V192H232ZM263 193V192H262ZM98 194V193H97ZM104 194V193H103ZM114 194V193H112ZM131 194V193H130ZM135 194V193H134ZM251 194V193H250ZM30 195V194H29ZM49 195V194H48ZM55 195V194H54ZM58 195V194H57ZM56 195V197H57ZM229 195V194H228ZM232 195V194H230ZM247 195V194H246ZM253 195V194H252ZM261 195V194H260ZM263 195V194H262ZM22 196V195H21ZM102 196V195H101ZM113 197V195H111ZM120 196V195H119ZM133 196V194H132ZM234 196V195H233ZM243 196V195H241ZM240 195H235V197H241ZM249 196V195H248ZM255 196V195H254ZM36 197V196H35ZM51 197V196H49ZM104 197V196H103ZM127 197V196H126ZM218 197V196H217ZM229 197V196H228ZM252 197V196H251ZM257 197V196H256ZM38 198V197H37ZM44 198V196H43ZM114 198V197H113ZM116 198V197H115ZM118 198V196H117ZM135 198H137L135 196ZM134 198V199H135ZM219 198V197H218ZM242 198V197H241ZM254 198V197H253ZM252 198V199H253ZM63 199V198H62ZM109 199V198H108ZM131 199V197H130ZM133 199V197H132ZM194 198L192 197L191 200H193ZM229 200V198H226ZM233 199V197H232ZM248 199V197H247ZM41 200V199H40ZM70 200V199H69ZM112 200V199H111ZM115 200V199H114ZM118 201V199H116ZM122 200V199H121ZM137 200V199H136ZM227 200V201H228ZM26 201V200H25ZM163 201V204L158 206L159 204H161ZM38 202V201H37ZM96 202V204H97ZM125 202V201H123ZM213 202V201H212ZM219 202V201H218ZM217 202V203H218ZM222 202V201H221ZM39 203V202H38ZM117 203V202H116ZM121 203V202H120ZM119 203V204H120ZM126 203V202H125ZM215 203V202H214ZM220 203V202H219ZM228 203V202H227ZM231 203V202H230ZM36 204V203H35ZM41 204V203H40ZM43 204V202H42ZM44 205V204H43ZM215 206V204H213ZM225 205V204H224ZM223 205V206H224ZM126 206V205H125ZM124 206V207H125ZM213 206V207H214ZM219 206V205H218ZM222 206V205H221ZM219 206V207H221ZM228 206V207H229ZM39 207V206H38ZM181 207V208H179ZM196 207V206H195ZM213 207H209L207 205H198L196 208H191L194 214H199V213H206L209 212L210 213L213 211ZM227 207V205H226ZM260 207V208H259ZM37 208V207H36ZM263 208V209H262ZM46 209V208H45ZM78 209V208H77ZM181 209V210H180ZM226 209V208H225ZM262 209V210H261ZM35 210V209H34ZM38 210V209H37ZM41 211V210H40ZM75 211V209H74ZM220 211V210H219ZM68 212V211H67ZM133 212V211H132ZM224 212V211H223ZM7 212H4V214H6ZM20 213V212H19ZM65 212L60 211V213L58 214L59 218H56L58 223L54 226V232L56 231V228L61 229L66 227L67 223H69V213L65 214ZM127 211H124V214H127ZM130 213V212H129ZM135 213V212H133ZM209 213V214H210ZM222 213V212H221ZM123 214V215H124ZM187 214V213H186ZM208 214V215H209ZM212 214V213H211ZM214 214V213H213ZM133 215V214H132ZM135 215V214H134ZM217 215V214H215ZM214 215V216H215ZM213 217V216H212ZM223 217V215H222ZM3 218V217H2ZM0 218V236L3 235L5 233L4 230H2L3 227V222ZM6 218V217H5ZM7 218H9L7 216ZM61 218V219H60ZM90 218H94V217H90ZM191 218V217H190ZM219 218V217H218ZM43 219V218H42ZM135 219V218H134ZM196 219H198L196 217ZM212 219V218H211ZM225 219V218H224ZM235 219V220H234ZM108 220V218H107ZM133 220V219H132ZM137 220V219H136ZM200 220V226L204 223L207 224V222L209 221L208 218H199ZM198 220V221H199ZM218 220V219H216ZM220 220V219H219ZM221 221V220H220ZM221 221V222H222ZM7 222V221H6ZM128 222V221H127ZM134 222V221H133ZM214 222V221H213ZM257 222H259L258 224H256ZM195 223V221H194ZM252 223H255L254 225ZM54 224V223H53ZM130 224V223H129ZM211 224V223H210ZM263 224V223H261ZM5 225V224H4ZM187 225V224H186ZM198 225V224H197ZM216 225V224H215ZM222 225V224H221ZM264 225V224H263ZM262 225V226H263ZM57 226V227H56ZM190 226V225H188ZM196 226V225H195ZM197 227V226H196ZM208 227V226H207ZM206 227V228H207ZM222 228V227H221ZM224 228V227H223ZM222 228V229H223ZM225 228V229H226ZM216 229V227H215ZM214 229V230H215ZM185 230V229H183ZM196 230V229H195ZM219 230V229H218ZM102 231V230H101ZM104 231V230H103ZM164 231V232H163ZM182 231V230H181ZM193 231V230H192ZM201 231V230H198ZM203 231V230H202ZM163 232V233H162ZM183 232V231H182ZM188 232V230H187ZM195 232V231H194ZM62 233V232H61ZM102 234V232H100ZM214 233V232H213ZM125 234V233H124ZM197 234V233H196ZM217 234V233H216ZM97 234H95L96 236ZM100 235V234H98ZM169 235V236H170ZM186 235V234H185ZM193 235V234H192ZM200 235V234H199ZM197 235V236H199ZM204 235V234H203ZM118 236V235H117ZM196 236V235H195ZM110 237V236H109ZM112 237H116L114 235H112ZM173 237V236H172ZM185 237V236H184ZM189 237V236H187ZM103 238V237H102ZM105 238V237H104ZM111 238V237H110ZM126 238V237H125ZM195 238V237H194ZM94 239H97L94 238ZM115 239V238H114ZM119 239V238H118ZM122 239V238H121ZM128 239V238H126ZM185 239V238H184ZM183 239V240H184ZM260 239V238H259ZM107 240V239H106ZM105 240V242H106ZM113 240V239H111ZM111 240L108 242H111ZM117 240V239H116ZM120 240V239H119ZM123 240H125L123 238ZM134 240V241H133ZM264 241V239H262ZM101 241V240H100ZM180 241V240H179ZM189 241V240H188ZM191 241V240H190ZM92 242V241H91ZM115 242V241H114ZM120 242V241H119ZM116 242V243H119ZM124 242V241H122ZM127 242V240L125 241ZM158 242V243H157ZM172 242V240H171ZM223 243V247H218L220 246V243ZM87 242H85L86 244ZM100 243V242H99ZM99 243H96L95 246H98ZM157 243V245H156ZM189 243V242H187ZM225 243V244H224ZM93 244V243H91ZM172 244V243H171ZM181 244V245H179ZM198 244V243H197ZM196 244V245H197ZM108 245V244H107ZM112 245V244H111ZM126 245V244H125ZM88 246V245H87ZM92 246V245H91ZM116 246V245H115ZM118 246V245H117ZM131 246V245H129ZM169 246H171L169 244ZM99 247V246H98ZM101 247V246H100ZM119 247V246H118ZM123 247V246H122ZM89 248V247H88ZM91 248V247H90ZM92 248H94V245L92 246ZM97 248V247H96ZM113 248V247H112ZM129 248V247H128ZM132 248V246H131ZM144 248V249H142ZM168 248V247H167ZM170 248V247H169ZM183 248L185 249V251H180L179 249ZM187 248V249H186ZM85 249L87 250V247L85 245ZM116 249V248H115ZM118 249V248H117ZM130 249V248H129ZM189 249V250H188ZM94 250V249H93ZM99 250V249H97ZM133 250V249H132ZM170 250V251H171ZM101 251V249L99 250ZM114 251V250H113ZM166 251V250H165ZM164 251V253H165ZM192 253V256H189L188 252ZM110 252V250H109ZM116 252V251H115ZM116 252V253H117ZM126 252H129L126 251ZM108 253V251H107ZM163 253V254H164ZM106 254V253H105ZM109 254V253H108ZM111 254V253H110ZM117 255V254H116ZM165 255V256H166ZM109 256V255H108ZM105 257V256H104ZM107 257V256H106ZM111 257V256H110ZM115 257V256H114ZM109 258V257H108ZM113 259V258H112ZM116 259V257H115ZM120 259V258H119ZM105 260V259H104ZM114 260V259H113ZM112 261V260H111ZM113 263V262H112Z\"/></svg>", "mask_w": 264, "mask_h": 264}, {"label": "clouds", "instance_id": "3", "mask_svg": "<svg viewBox=\"0 0 264 264\" xmlns=\"http://www.w3.org/2000/svg\"><path fill=\"white\" fill-rule=\"evenodd\" d=\"M57 218H59V216L57 215ZM61 219V218H60Z\"/></svg>", "mask_w": 264, "mask_h": 264}]
</instances>
